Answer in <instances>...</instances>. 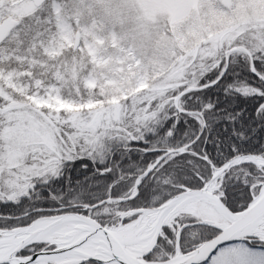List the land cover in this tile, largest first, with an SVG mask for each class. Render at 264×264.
<instances>
[{
  "label": "snow or ice",
  "instance_id": "1",
  "mask_svg": "<svg viewBox=\"0 0 264 264\" xmlns=\"http://www.w3.org/2000/svg\"><path fill=\"white\" fill-rule=\"evenodd\" d=\"M171 96L127 132L43 120L50 136L25 140L0 115V264H126L75 250L101 242L100 233L111 247L109 230L143 214L121 213L169 201L247 214L249 226L234 231L165 209L173 222L144 256L149 264H264V29L193 65ZM84 231L72 244L68 236ZM177 232L183 258L173 260Z\"/></svg>",
  "mask_w": 264,
  "mask_h": 264
},
{
  "label": "rangeland",
  "instance_id": "2",
  "mask_svg": "<svg viewBox=\"0 0 264 264\" xmlns=\"http://www.w3.org/2000/svg\"><path fill=\"white\" fill-rule=\"evenodd\" d=\"M41 12L42 21H52L59 34L43 45L54 50L48 51L55 59L48 66L54 65L56 78L43 91L28 94L0 70V115L12 121L11 134L25 140L50 136L51 129L41 135L43 120L127 132L126 123L155 113L153 106L147 111L144 106L160 89L180 79L185 83L193 65L216 55L200 50L201 40H222L227 33L245 37L250 29H264V0H0V41L17 36L27 17ZM76 32L80 39L73 48ZM35 41L24 42L23 49L31 51ZM60 46L69 56L57 59ZM187 61L191 67L181 63ZM189 209L205 221L228 222L224 213L199 203Z\"/></svg>",
  "mask_w": 264,
  "mask_h": 264
},
{
  "label": "trees",
  "instance_id": "3",
  "mask_svg": "<svg viewBox=\"0 0 264 264\" xmlns=\"http://www.w3.org/2000/svg\"><path fill=\"white\" fill-rule=\"evenodd\" d=\"M44 12H41L39 16H32L27 17L26 21L22 25V28L19 27V34L17 36H9L6 38H1L0 41V70L7 71L10 77L15 78L16 81H19L23 86L22 91H26L28 94L32 92L43 91L46 89V84L50 80V78H56L54 73V65L48 66L50 62L55 60L53 57L50 56L48 51L43 48L45 40L50 37H57L59 36L58 33L55 31V26H53L52 21H42V16ZM40 24V25H39ZM33 27L32 29H30ZM42 29L43 31H39L38 29ZM226 38L222 40L219 39V36H212L208 39L201 40L198 44V48L200 50H213L216 55L207 56L206 60H211L214 57L219 56L222 52L227 51V48L231 47L235 42L240 39L242 36L238 34L227 33ZM36 38L35 45L31 51H25L23 49L24 42L29 41L30 43L33 42V39ZM68 45L64 46L65 50L70 52H74L73 50H69ZM51 51H54L53 49ZM63 47L60 46L57 59L63 58V56H69V54H63ZM203 53H201V58ZM189 59L188 61H190ZM181 62L186 68L191 67V62ZM8 64L6 65V63ZM15 63V64H13ZM184 79H180L179 82L173 84L172 86H164L160 89L159 96H156L151 99L150 104L144 106V110H149L150 107L157 104L163 106L166 103L164 100L167 96H171V93L178 90L184 83ZM65 89V96H67V88ZM137 102L141 103L142 100L139 98ZM2 105V97L0 96V106ZM142 105V104H141ZM140 105V107H141ZM157 109L155 110V112ZM126 132V131H121ZM164 228V226H163ZM162 228V234L158 235L157 241L153 248L149 251L152 252L154 248H157L159 245V238L164 236V230ZM180 245V240H179ZM148 254V253H146ZM145 254V255H146Z\"/></svg>",
  "mask_w": 264,
  "mask_h": 264
},
{
  "label": "bare ground",
  "instance_id": "4",
  "mask_svg": "<svg viewBox=\"0 0 264 264\" xmlns=\"http://www.w3.org/2000/svg\"><path fill=\"white\" fill-rule=\"evenodd\" d=\"M191 204L192 203L187 202H171L168 203V205L161 206L160 209H147V211L145 210L142 212L143 214L140 216L139 220L132 221L130 225H124L115 232L121 237L131 254H133L141 264H149V262L144 259V254L154 243L163 225L173 220L172 212H166L165 209H172L173 212L178 214L181 211H187ZM68 238L72 240L71 236H68ZM102 247L104 246L100 245L99 242L93 243V241H89V244L85 245L83 249L94 255L104 256ZM181 256V252L177 251V255L172 257V259L176 260ZM76 259L77 257L75 255L70 258L71 261Z\"/></svg>",
  "mask_w": 264,
  "mask_h": 264
},
{
  "label": "water",
  "instance_id": "5",
  "mask_svg": "<svg viewBox=\"0 0 264 264\" xmlns=\"http://www.w3.org/2000/svg\"><path fill=\"white\" fill-rule=\"evenodd\" d=\"M37 1L41 2L43 0H37ZM78 42H79V33H76V37H75V41L73 43V46L75 47L76 45H78ZM171 202L172 201H169V203H171ZM145 210L147 211V209H139V210H135L134 209L131 212H135V211L143 212ZM222 213H224L227 216L226 218H228V220H229L228 222H217V221H206V222L212 223V224L225 225L229 229L234 230V231L242 230V229L246 228L249 225V218H248L247 214H240L239 216L233 218V217H231V214L227 213V210H224ZM91 223L95 224L96 222L92 221ZM98 226L99 225H97V227ZM81 227L82 228H88L89 231H95L94 228H91V225H83ZM178 234H179V232H178ZM87 235H88V231H84L83 235H79L77 239H72L71 243L72 244H77V243H79V240L84 239V237L87 236ZM109 235L113 239V244H112L111 247H109V245H108V243L106 241H103V239H102L103 233L99 234V237L101 238V242H99V243H100V245L104 246V247H102V249L104 251V256H100V257L105 258V259H111L112 255L116 254V255H119L120 258L126 262V264H141V262L138 261V259L133 254H131V252L127 248L126 244H124L125 242L121 239V237H119L116 234L115 231L109 230ZM95 239L96 238H94V240ZM62 246H64V245H62ZM176 251H179L178 242H177ZM208 251H211V248H209ZM75 252L81 254L80 258H86V256H88V255L97 256V255L92 254L91 252L85 251L83 248L76 249ZM176 255H177V252H176ZM180 258H183V254H182V256Z\"/></svg>",
  "mask_w": 264,
  "mask_h": 264
}]
</instances>
